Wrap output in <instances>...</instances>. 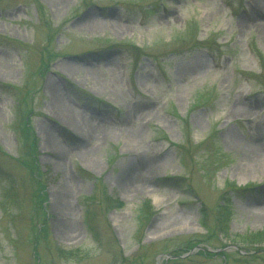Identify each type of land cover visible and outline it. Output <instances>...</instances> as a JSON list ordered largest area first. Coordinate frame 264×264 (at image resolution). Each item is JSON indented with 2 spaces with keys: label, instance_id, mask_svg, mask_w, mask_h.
Returning <instances> with one entry per match:
<instances>
[{
  "label": "rangeland",
  "instance_id": "obj_1",
  "mask_svg": "<svg viewBox=\"0 0 264 264\" xmlns=\"http://www.w3.org/2000/svg\"><path fill=\"white\" fill-rule=\"evenodd\" d=\"M156 1L0 0V84L14 87H0V173L14 182L0 178V264L39 263L36 185L16 162L28 118L46 190L40 264H264L251 239L264 231V156L249 152L264 143V0ZM182 39L204 47L171 52ZM104 191L123 208L89 201ZM219 215L230 222L216 233ZM198 244L225 257L174 258Z\"/></svg>",
  "mask_w": 264,
  "mask_h": 264
},
{
  "label": "trees",
  "instance_id": "obj_2",
  "mask_svg": "<svg viewBox=\"0 0 264 264\" xmlns=\"http://www.w3.org/2000/svg\"><path fill=\"white\" fill-rule=\"evenodd\" d=\"M165 0H161V1H156V3L153 4H149L150 8H156L158 6H160L161 4H165L164 3ZM38 10L41 12H43V7H41L40 5H37ZM152 11V10H151ZM39 21L41 22V19L39 17ZM46 19L42 18V24L45 25L46 23ZM49 30H52L51 26L49 27ZM56 31L58 32V30L56 29ZM51 39L49 41L54 40L56 37L54 34H51ZM180 43H184V44H188V46L186 48H184L185 45L181 44L178 45L177 47L173 49L174 54H178L180 52L184 53L187 51H195L199 48H203L204 44L200 43V42H190L189 39H187V41H185V39H182L181 41H179ZM108 43L110 45H108V49H112V48H119V49H127L130 50L131 52H133L136 60H139L140 58H142L145 53L143 48H139L136 45L132 44V43H113L111 41H108ZM193 44V45H191ZM180 46V47H179ZM183 47V48H181ZM209 47V46H207ZM57 52H55L53 49L49 47H47V49L44 52V56L46 58L45 61H41L42 65H43V69H42V75L46 72L49 71L50 69V62L54 59H56L57 57ZM0 87H4L6 89H13L14 87L12 86H7V85H2L0 84ZM84 96L85 99L89 100V102L91 104L94 103H100L103 104L101 101L93 98L92 96L81 92ZM198 103V102H197ZM200 104V103H198ZM22 139L24 140V142L26 143L25 147H24V153H23V157H19L16 159V162L24 169L27 171L28 175H30L32 181L35 183L36 185V189L34 191L33 194V198H34V210H35V221L37 222V230H36V239H34V244H35V250H34V254L35 257L37 258V260H39L40 264V256L37 253V246H38V242H43L46 243L48 242V225H47V213H46V207H45V200H46V190H45V186L43 185V181L41 179V169L39 166V162H38V147H37V137H36V133L34 132L32 126H31V122H30V118H28L25 122H23V126H22ZM0 178L7 182L8 184L12 185L11 190L13 189V185L14 182L11 179V177L7 174H1L0 173ZM175 181V180H174ZM233 185V184H232ZM234 186V185H233ZM98 191V190H97ZM98 192L95 193L90 199L89 201L92 202L93 204L99 202L101 205L104 204L106 208L109 209H122L124 206V203L122 201H120L119 199H114L110 196L107 195V193L104 191L102 192L101 198L98 197ZM225 207H221V209H225ZM140 214H141V221H147L148 218L151 216V212L153 211L152 206L150 205V202L145 201L140 209ZM206 209L205 207L202 208V212L205 213ZM225 216L223 215V218L220 217V215L218 216V220H217V224L214 231L216 230V228H218V231H224L225 228L229 225V220L228 218H224ZM94 221L92 220V228H91V232L92 235L94 236V238L96 240H98L99 236L97 231H95V227L93 226ZM44 239V241H42ZM46 239V240H45ZM252 240H254L255 242H260V243H264V231L258 232L254 235H252L251 237ZM49 247L51 248V246L49 245ZM193 247L190 246L189 250L192 249ZM52 250H54L55 254L60 257L61 259H75L78 257V252L77 251H69L66 252L58 247H52ZM187 250V252L189 251ZM186 252V253H187ZM175 254V253H174ZM184 254V253H183Z\"/></svg>",
  "mask_w": 264,
  "mask_h": 264
},
{
  "label": "bare ground",
  "instance_id": "obj_3",
  "mask_svg": "<svg viewBox=\"0 0 264 264\" xmlns=\"http://www.w3.org/2000/svg\"><path fill=\"white\" fill-rule=\"evenodd\" d=\"M64 113L65 117H69V114L67 115V113L62 112V114ZM261 142V141H260ZM251 155H254L256 157H258L259 160H262L263 156H264V143H258L255 146H253V149H251L250 151ZM156 203H159V199L156 198ZM70 214V209H65L64 210V216L66 217L67 215ZM61 228L65 233L70 234L72 232V226L69 225L67 222H62L61 224Z\"/></svg>",
  "mask_w": 264,
  "mask_h": 264
}]
</instances>
